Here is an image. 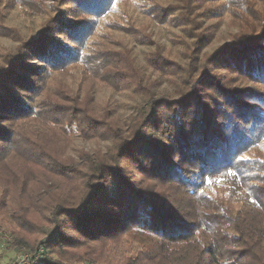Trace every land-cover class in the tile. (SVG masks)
<instances>
[{"label": "trees", "instance_id": "trees-1", "mask_svg": "<svg viewBox=\"0 0 264 264\" xmlns=\"http://www.w3.org/2000/svg\"><path fill=\"white\" fill-rule=\"evenodd\" d=\"M254 1L0 0V35L15 41L0 43V246L40 248L31 264H264ZM16 6L40 17L34 33L6 22ZM224 15L230 41L202 51L203 20ZM152 23L180 27L183 61ZM162 78L172 91L158 94Z\"/></svg>", "mask_w": 264, "mask_h": 264}, {"label": "rangeland", "instance_id": "rangeland-1", "mask_svg": "<svg viewBox=\"0 0 264 264\" xmlns=\"http://www.w3.org/2000/svg\"><path fill=\"white\" fill-rule=\"evenodd\" d=\"M163 2L165 0H162ZM262 1V0H261ZM261 1L256 0L258 6L261 7ZM130 8L134 11L135 19L140 21L143 15L138 10V5L134 1H130L129 3ZM111 16L109 14L105 15L103 18L99 20V24L102 25L104 22L109 20ZM40 17H33L29 16L21 6H16L7 16L6 22L10 25L18 26L20 30L24 34H32L35 32ZM228 16L224 15L222 18L210 20L204 19L202 25L208 27V34H210V42L207 46L203 48L202 51H212L214 47L217 45H222L230 41V31H235L230 25L228 24ZM150 31L152 33V37L160 42L166 50H170L172 56L175 57L179 61H183L185 58L183 57L182 53L178 50V46L172 41V38H175V34L181 32L180 27L174 24H162V23H152L150 26ZM15 41L10 38L3 37L0 35V43L7 45V46H14ZM133 47L134 53L138 57L139 62H143L145 52L148 50L147 46L141 45L137 42L130 44ZM155 76V75H154ZM172 91V87L169 85L168 81L164 78L160 79L159 86L156 88V92L158 94L161 93H168ZM117 97V94L115 95ZM126 108L120 107L119 112L126 114ZM78 147L83 146L86 148H91L96 146L97 144L94 143H81V141L76 142ZM100 146H104L105 143L100 141ZM257 147H254L250 151V155H254ZM73 154H75V150H71ZM264 157V154L262 153ZM4 167L0 168V174L4 173ZM41 230L37 231V235L40 236V239H43V233L40 232ZM1 238L6 239L5 237H9V233H1ZM32 250H20L18 248H10L8 246V242L0 246V264H14L18 261L20 254L24 252H30Z\"/></svg>", "mask_w": 264, "mask_h": 264}, {"label": "built area", "instance_id": "built-area-1", "mask_svg": "<svg viewBox=\"0 0 264 264\" xmlns=\"http://www.w3.org/2000/svg\"><path fill=\"white\" fill-rule=\"evenodd\" d=\"M40 255H41L40 248H37L34 251L24 252L20 254L18 261H16L14 264H31L33 262L38 261Z\"/></svg>", "mask_w": 264, "mask_h": 264}]
</instances>
